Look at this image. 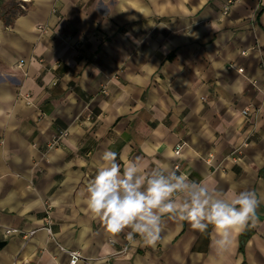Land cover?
Returning a JSON list of instances; mask_svg holds the SVG:
<instances>
[{"label":"crops","instance_id":"0c3cea01","mask_svg":"<svg viewBox=\"0 0 264 264\" xmlns=\"http://www.w3.org/2000/svg\"><path fill=\"white\" fill-rule=\"evenodd\" d=\"M106 150L228 198L254 191L257 222L223 257L211 228L167 217L154 247L113 234L85 203ZM71 251L78 264H264V0H19L0 14V264Z\"/></svg>","mask_w":264,"mask_h":264},{"label":"clouds","instance_id":"9594fccd","mask_svg":"<svg viewBox=\"0 0 264 264\" xmlns=\"http://www.w3.org/2000/svg\"><path fill=\"white\" fill-rule=\"evenodd\" d=\"M93 179L86 187L85 203L93 218L118 234L128 230L130 240L146 246L162 241L165 217L188 222L201 234L212 229L213 247L223 257L233 244V234L257 222L260 203L254 191H239L228 198L205 181L178 174L168 163L148 170L123 153L106 150Z\"/></svg>","mask_w":264,"mask_h":264},{"label":"built area","instance_id":"2783aa9c","mask_svg":"<svg viewBox=\"0 0 264 264\" xmlns=\"http://www.w3.org/2000/svg\"><path fill=\"white\" fill-rule=\"evenodd\" d=\"M21 2L22 3H26L27 0H21ZM228 10H229V5L224 9V13H227ZM28 104H29V102H28ZM242 115L244 117H248L250 115V109L249 108L244 109L242 111ZM67 136H68V132L67 131H61L58 134H56L52 138L50 143L47 145V150L58 148L62 144L63 140L65 138H67ZM181 149H182V145L177 146V148L175 149V154L177 156L180 154ZM45 215H46L45 216L46 226L43 227L42 229L45 230L47 232V234L53 239V233H52V230H51L52 220H51L49 208L46 209ZM35 232L36 231H32V232H29V233H24V232H21V231H18V230H11V229L10 230H6V234L7 235H21L25 242H27L35 234ZM62 251H64V250L62 249ZM66 253L69 256V263L68 264H78L79 262L84 261L83 256L78 251H71V252H66Z\"/></svg>","mask_w":264,"mask_h":264},{"label":"trees","instance_id":"16d2710c","mask_svg":"<svg viewBox=\"0 0 264 264\" xmlns=\"http://www.w3.org/2000/svg\"><path fill=\"white\" fill-rule=\"evenodd\" d=\"M5 0H0V14L7 15L12 11H17L19 8V0H11V4L2 6ZM14 13V12H13Z\"/></svg>","mask_w":264,"mask_h":264}]
</instances>
